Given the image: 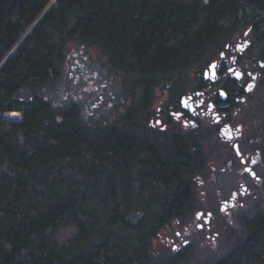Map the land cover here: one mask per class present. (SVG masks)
I'll list each match as a JSON object with an SVG mask.
<instances>
[{"label": "trees", "instance_id": "1", "mask_svg": "<svg viewBox=\"0 0 264 264\" xmlns=\"http://www.w3.org/2000/svg\"><path fill=\"white\" fill-rule=\"evenodd\" d=\"M51 1L0 0V264H187L150 248L195 210L204 160L187 141L142 134L146 92L202 73L247 26L264 63V0ZM245 6L255 13L243 22ZM69 42L98 49L121 80L137 83V107L90 127L77 105L44 96ZM13 110L19 120L3 117ZM246 234L207 264H264V215Z\"/></svg>", "mask_w": 264, "mask_h": 264}, {"label": "rangeland", "instance_id": "2", "mask_svg": "<svg viewBox=\"0 0 264 264\" xmlns=\"http://www.w3.org/2000/svg\"><path fill=\"white\" fill-rule=\"evenodd\" d=\"M253 13L255 11L252 8L245 6L240 12L243 22L248 21ZM247 28L250 27L247 26L238 33V37H241ZM249 32L250 45L242 53L241 59L250 60L249 69L254 72L259 70V61L263 62L259 57L262 44L256 42V36L251 30ZM234 42L238 44V48L242 47L241 42ZM212 56L213 59L217 57ZM207 61L205 62L204 59V69L208 65ZM194 71L195 69H192L188 72V79L184 83L186 88L198 78ZM118 75L120 74L107 67L106 57L98 49L69 42L58 78L44 92V96L58 105L66 106L72 103L77 105L87 126L113 124L125 114L130 102L127 82L121 80ZM20 116L17 110L3 114L4 118L14 120H19ZM209 119L212 121L213 116L209 115ZM227 133L241 135L249 144H255L254 149L258 148L254 153L258 156V160L250 166L260 179L258 182L247 179L245 185L235 184L233 189L236 194L230 195V179L224 176L230 162L223 163L221 158L217 157L218 152L225 150L216 146V137L196 141L197 157L204 160L194 177V187L197 190L196 208L181 214L180 218H176L160 231L158 237L152 240L151 255H162L165 258H174L176 261L182 259L187 264L214 263L245 241L247 222L264 215L262 153L264 76L262 73L251 94L247 95L245 104L239 106L238 115L229 125ZM250 150L251 148L248 147L245 151ZM202 167L205 168L204 171ZM198 182L200 184L202 182L203 185L199 186ZM209 209L213 210L214 216L205 224L203 222L205 211ZM198 210H203V213L199 216L200 219H195Z\"/></svg>", "mask_w": 264, "mask_h": 264}, {"label": "flooded vegetation", "instance_id": "3", "mask_svg": "<svg viewBox=\"0 0 264 264\" xmlns=\"http://www.w3.org/2000/svg\"><path fill=\"white\" fill-rule=\"evenodd\" d=\"M249 31L250 28H247V33L244 32L241 37H233L188 88L184 85L183 74H180L173 81H163L149 87L146 92L150 100L149 109L145 112L148 128L142 134L161 139L164 145L169 140L181 143L187 141L193 148L196 147L195 143L203 139L216 137V146L225 150L221 154L218 152L217 157L223 163L230 162L224 175L230 179V195L236 194L233 189L235 184L240 186L245 185L247 179L255 182L260 179L250 166L258 160L254 154L258 148L254 149L255 144H249L241 135L227 133L229 125L238 115L239 106L245 104L247 95L255 88L261 76L259 70L264 68V63L259 61V70L252 72L249 69L250 60L241 59L242 53L250 45ZM234 41L241 42L242 47L238 48ZM211 62H215L214 71L209 68ZM237 72L243 76L241 85L233 77ZM127 85L130 100L127 109H132L140 103L143 91L135 82ZM209 115L213 116L212 121ZM248 147L253 151L246 152ZM202 168L204 171L205 168ZM198 184L203 185L202 182ZM202 213L203 210H198L195 219H200ZM213 216V210L205 211L203 222L209 223Z\"/></svg>", "mask_w": 264, "mask_h": 264}, {"label": "water", "instance_id": "4", "mask_svg": "<svg viewBox=\"0 0 264 264\" xmlns=\"http://www.w3.org/2000/svg\"><path fill=\"white\" fill-rule=\"evenodd\" d=\"M47 9V8H46ZM247 33V32H245ZM245 43H248V42H245ZM221 55H223V53H221ZM214 66H215V62H211L210 65H209V68L211 71H214ZM234 79L235 81L237 82V84L241 85L242 82H243V76L240 72H237L236 74H234Z\"/></svg>", "mask_w": 264, "mask_h": 264}, {"label": "bare ground", "instance_id": "5", "mask_svg": "<svg viewBox=\"0 0 264 264\" xmlns=\"http://www.w3.org/2000/svg\"><path fill=\"white\" fill-rule=\"evenodd\" d=\"M14 113V112H13Z\"/></svg>", "mask_w": 264, "mask_h": 264}]
</instances>
